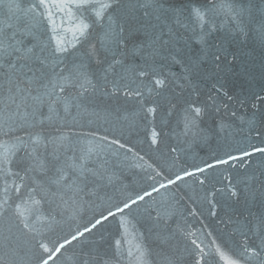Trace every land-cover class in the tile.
Listing matches in <instances>:
<instances>
[{"label": "water", "instance_id": "95a60500", "mask_svg": "<svg viewBox=\"0 0 264 264\" xmlns=\"http://www.w3.org/2000/svg\"><path fill=\"white\" fill-rule=\"evenodd\" d=\"M229 2L231 12L208 14L215 30L199 42L200 30L181 27L177 20L191 21L192 9L206 6V0H119L105 14V22L110 14L123 23L126 35L145 22L165 33L171 29L177 58L182 56L185 65L189 57L199 58L187 74L170 60L146 64L147 49L139 47L148 39L144 32L128 39L116 53L122 63L106 71L112 52L101 47L103 30L92 23L91 10L80 17L74 8L71 13L47 8L39 0H0V26L12 24L9 31L21 29L25 45H37L34 52L47 58L45 80L63 69L61 74L71 78L87 72L97 85L73 101L79 107L73 106L70 115L58 105L59 116L52 113L44 128L62 135L59 143L85 156V167L97 175L80 183L78 192L54 201L49 197L38 212L22 218L15 205L20 203L23 211L31 201L23 204L14 191L4 195L0 180V202L8 200L0 215V264H42L49 256L48 264H264V253L241 255L245 246L256 247L258 229H264V152L257 151L264 148V0ZM66 3L74 0H45L46 5ZM78 17L92 24L88 38L79 42L74 35ZM58 42L68 51L54 56ZM142 69L143 77L138 75ZM156 78L165 84L157 86ZM37 89L44 91L34 83L33 95ZM67 94L71 99L78 90L70 88ZM47 103L41 108L45 115ZM190 105L204 111L186 131ZM19 123L5 114L0 139L12 143L41 130ZM68 175L74 178L71 170ZM132 200L137 203L117 212ZM103 216L108 218L92 228ZM137 245L145 253L142 259H137Z\"/></svg>", "mask_w": 264, "mask_h": 264}, {"label": "snow or ice", "instance_id": "6c2138e0", "mask_svg": "<svg viewBox=\"0 0 264 264\" xmlns=\"http://www.w3.org/2000/svg\"><path fill=\"white\" fill-rule=\"evenodd\" d=\"M118 2L119 0H74L72 4L46 5L45 0H39V4L47 8L67 9L69 13L74 8L80 14V17H83L85 12L91 10L95 16V20L92 23L99 25L103 30L100 39L101 47L112 52V62L106 71L122 63L117 58L116 53L122 47H126L129 38L140 32L148 35L147 41L141 42L139 45L140 48L147 49L142 57L146 64L149 60L153 62L157 59L163 61L170 60L172 63L184 66V71L187 74L193 71L199 58L193 59L189 57L187 65L184 64V58L182 56L177 58L179 53L173 52L176 42L172 39L173 33L171 29L165 33L157 25L151 22H145L139 27L127 29L126 35L125 25L114 19L112 15H107L105 22V14ZM218 9L231 12L232 4L229 0H215V2L214 0H206V6L192 9L191 21L185 22L178 19L177 24L186 29L190 28L194 32L199 29L198 42L203 41L205 36L210 35L215 30V25L208 14L210 12H216ZM145 15H148V13H145ZM80 17H78L79 25L77 32L74 34L77 42L81 39L86 40L90 35V28L92 27V24ZM13 27L12 24H8L7 28L0 26V127L3 126L5 114H7V119L11 120L13 124L20 122L18 124L19 127L27 126L41 129L35 133H28L27 139L19 136L15 137V142L12 143L0 139V180H4L3 193L7 196L10 192L14 191L25 205L28 204L29 200L31 201V207H25L23 211H21L20 203L15 205L17 217L22 218L25 216V213L30 214L33 210L38 212L41 201L48 202L49 197L53 201L57 197L63 199V196L69 191L75 193L81 190L79 189L80 183H85L90 177L97 175L94 169L85 167L87 163L85 156H77L74 147L70 148V146L59 143V141L64 139L62 135L58 136L52 132L45 133L44 131L45 125L52 122L51 114L56 113L59 116L57 111L58 105L63 104L65 115H70V109L73 106L79 107L78 104L74 105L73 101L83 96L89 90H95L97 85L87 72L77 71L76 78H71L70 76L61 74L63 69H61L60 73H56L54 78L45 80L47 73L44 69L48 67L47 58H42L40 54L34 52L37 45H25L24 40L20 38L23 34L21 29L17 28L14 31H9ZM28 34L30 35L31 33L29 32ZM166 35L168 39H164ZM33 38L35 39V37ZM92 47L93 49L95 48L94 45ZM40 51L42 52L43 49ZM67 51V47L61 46L58 42L53 55L55 56L58 53L62 54ZM202 52L204 56L208 54L203 49ZM213 58L219 61L221 57L219 54H214ZM57 63H62V61H58ZM37 64L39 67L34 66ZM56 66L53 65V68ZM79 67L83 68L84 65L81 64ZM187 74L183 79H188ZM138 75L141 77L145 75L143 69ZM34 83L38 84L39 88L44 89V91L41 92L37 89V94L33 95ZM155 84L157 86H163L165 80L156 78ZM70 88H76L78 90V94L72 96L71 99H69L67 94ZM221 91L222 87L217 89V92ZM140 94L139 92L136 93V95ZM45 99L48 101L47 107L49 115H45L41 111V108L45 104ZM209 100L215 106L214 98L210 97ZM153 110L149 109V111ZM217 110L219 109L217 108ZM187 111L192 114L191 118L186 119L185 125L186 131H190L195 126V120L203 115L204 108L199 105H190ZM15 130L16 128L9 127L10 132ZM4 135H7V133H4ZM70 150L72 152L71 156L68 155ZM257 151L264 152V148H259ZM244 155L248 156L250 153L245 152ZM232 159H237V157H232ZM221 162L227 163V161ZM13 165H17V167H13ZM209 167H212V165H209ZM69 170L74 174V178L68 175ZM198 171L202 172L203 169H198ZM186 174L193 175L194 173ZM9 177L12 178L11 185L8 184ZM177 179H180V177H177ZM169 183H175V181H169ZM161 187H164V185H161ZM21 189H24V196L20 195ZM38 196L40 197L39 199H37ZM138 199L143 200L144 197L140 196ZM136 203V200H132L131 204L125 203L123 208H117V212H123L124 209L130 208L132 204ZM7 204L8 200L0 202V215L4 214V208ZM108 215L111 216L114 213L109 212ZM107 218V216H103L101 219H97L92 224V228H95L102 223V220ZM21 222L26 229H30V225L26 220L22 219ZM90 230L89 228H85L84 231L87 232ZM258 231L259 243L256 247L245 246L241 255L247 254L259 257L261 253H264V229H258ZM80 235H83V233H80ZM73 239H76V237L73 236ZM119 243L120 241H117L118 245ZM192 243L196 248H200L195 240ZM40 247L46 252L49 251L46 245L41 244ZM60 247H63V245ZM137 251L139 252L137 259H142L145 253L139 245H137ZM217 251L219 252V249ZM48 259H51V256ZM48 259H44L42 264H48ZM232 264H239V261L234 260Z\"/></svg>", "mask_w": 264, "mask_h": 264}]
</instances>
